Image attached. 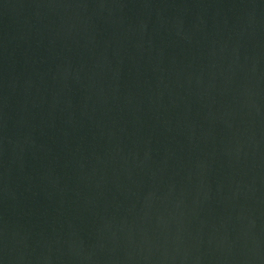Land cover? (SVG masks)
Masks as SVG:
<instances>
[{
	"label": "water",
	"instance_id": "obj_1",
	"mask_svg": "<svg viewBox=\"0 0 264 264\" xmlns=\"http://www.w3.org/2000/svg\"><path fill=\"white\" fill-rule=\"evenodd\" d=\"M0 264H264V0H0Z\"/></svg>",
	"mask_w": 264,
	"mask_h": 264
}]
</instances>
